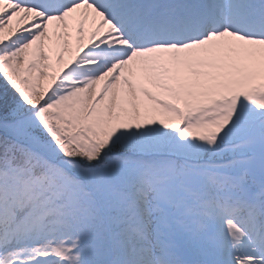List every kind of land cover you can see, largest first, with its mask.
<instances>
[{
    "label": "snow or ice",
    "instance_id": "1",
    "mask_svg": "<svg viewBox=\"0 0 264 264\" xmlns=\"http://www.w3.org/2000/svg\"><path fill=\"white\" fill-rule=\"evenodd\" d=\"M0 264H264V0H0Z\"/></svg>",
    "mask_w": 264,
    "mask_h": 264
}]
</instances>
